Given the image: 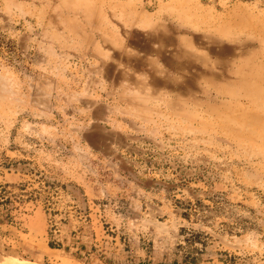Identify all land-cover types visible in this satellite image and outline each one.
I'll return each mask as SVG.
<instances>
[{
	"label": "rangeland",
	"instance_id": "1",
	"mask_svg": "<svg viewBox=\"0 0 264 264\" xmlns=\"http://www.w3.org/2000/svg\"><path fill=\"white\" fill-rule=\"evenodd\" d=\"M0 196V264H264V0H0Z\"/></svg>",
	"mask_w": 264,
	"mask_h": 264
},
{
	"label": "trees",
	"instance_id": "2",
	"mask_svg": "<svg viewBox=\"0 0 264 264\" xmlns=\"http://www.w3.org/2000/svg\"><path fill=\"white\" fill-rule=\"evenodd\" d=\"M10 203V198L0 196V207L2 206L5 208L7 215H9L11 209L7 208L6 206ZM181 206H183V211L181 212L182 217L189 221L192 220L194 216L199 217L201 215V209L204 207V205H202V203L199 201H188L187 203H181ZM186 242L188 243V245L191 244L190 246L192 247L195 244L193 243L195 242V239L188 238L186 239ZM50 247L55 248V245L51 242ZM185 260L188 263H194L196 259L194 257L186 256Z\"/></svg>",
	"mask_w": 264,
	"mask_h": 264
},
{
	"label": "bare ground",
	"instance_id": "3",
	"mask_svg": "<svg viewBox=\"0 0 264 264\" xmlns=\"http://www.w3.org/2000/svg\"><path fill=\"white\" fill-rule=\"evenodd\" d=\"M15 264H32V263H29V262H18V263H15Z\"/></svg>",
	"mask_w": 264,
	"mask_h": 264
}]
</instances>
